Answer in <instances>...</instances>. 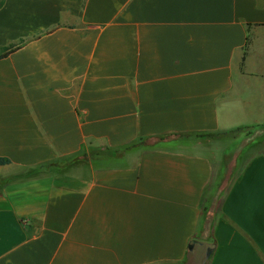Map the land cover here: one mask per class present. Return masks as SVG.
Instances as JSON below:
<instances>
[{
	"label": "crops",
	"instance_id": "obj_1",
	"mask_svg": "<svg viewBox=\"0 0 264 264\" xmlns=\"http://www.w3.org/2000/svg\"><path fill=\"white\" fill-rule=\"evenodd\" d=\"M10 44L0 264H264V0H2Z\"/></svg>",
	"mask_w": 264,
	"mask_h": 264
},
{
	"label": "rangeland",
	"instance_id": "obj_2",
	"mask_svg": "<svg viewBox=\"0 0 264 264\" xmlns=\"http://www.w3.org/2000/svg\"><path fill=\"white\" fill-rule=\"evenodd\" d=\"M248 133L245 135V130L238 132L239 135L234 138V140L231 142V145L234 146V144H239L241 141L245 145V148L243 149L244 158L248 157L250 154L258 152L260 150L264 151V128L261 127H250L246 129ZM235 144V145H236ZM233 146L229 149L228 152L231 153L232 151H235L236 149L233 148ZM242 150V148H241ZM241 165L239 164L238 168Z\"/></svg>",
	"mask_w": 264,
	"mask_h": 264
},
{
	"label": "trees",
	"instance_id": "obj_3",
	"mask_svg": "<svg viewBox=\"0 0 264 264\" xmlns=\"http://www.w3.org/2000/svg\"><path fill=\"white\" fill-rule=\"evenodd\" d=\"M2 5V0L0 1V6ZM18 47V44H10L8 46H5L3 48L0 49V58L6 56L9 52L13 51L15 48ZM250 127H261V128H264V124H256V125H249V126H241V127H238L237 129H235V131H244L245 130V135L248 133V131L246 129L250 128ZM10 163V160L6 157H1L0 156V165H5V164H8ZM51 164V163H49ZM46 164H40L37 169H34L31 168V169H28L27 171H25L23 173V176L25 177H30L33 175V172H37L38 170H41L42 168H45ZM2 183V181H0V184ZM1 186V185H0Z\"/></svg>",
	"mask_w": 264,
	"mask_h": 264
}]
</instances>
